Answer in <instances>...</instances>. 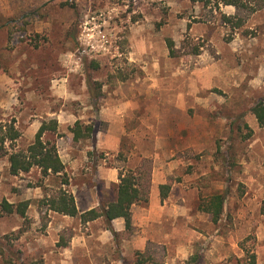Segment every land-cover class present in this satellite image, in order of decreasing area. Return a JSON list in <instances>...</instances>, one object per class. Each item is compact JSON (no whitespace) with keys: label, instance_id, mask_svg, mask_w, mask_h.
Instances as JSON below:
<instances>
[{"label":"rangeland","instance_id":"rangeland-1","mask_svg":"<svg viewBox=\"0 0 264 264\" xmlns=\"http://www.w3.org/2000/svg\"><path fill=\"white\" fill-rule=\"evenodd\" d=\"M243 1L250 7L227 0H24L9 17L0 9L10 36L0 48V124L13 122L21 132L13 149L31 144L35 121L58 115L68 124L74 115L86 124L99 120L108 139V131L119 128L114 107L131 101L119 151L98 149L92 139L72 145L66 136L72 126L64 123L57 142L73 146L64 155L67 189L93 184L99 165L134 167L141 153L152 154L154 167H175L169 198L136 207L132 237L141 249L123 246L132 237H114L104 245L88 238L86 249L73 251L76 231L97 234L107 223L81 226L78 217H53L40 200L47 188L61 187L62 178L43 177L37 167L12 175L0 150V203L30 200L29 220L0 217V264H187L196 253L201 264H264V127L249 112L264 98V0ZM225 14L243 25L233 27ZM186 39L202 42L201 54H190ZM90 75L103 82L98 112ZM101 105L112 121L100 119ZM249 128L253 134L245 137ZM226 191L215 224L199 203ZM143 208L156 216L147 238L137 224ZM21 228L26 231L17 237Z\"/></svg>","mask_w":264,"mask_h":264},{"label":"trees","instance_id":"trees-1","mask_svg":"<svg viewBox=\"0 0 264 264\" xmlns=\"http://www.w3.org/2000/svg\"><path fill=\"white\" fill-rule=\"evenodd\" d=\"M226 4L235 5L237 7H247L250 4L243 0H227ZM249 4V5H248ZM223 18L232 23L233 27H241L244 20L237 16L223 15ZM10 39V36H9ZM187 47L192 48L190 54L199 55L202 52L204 44L186 39ZM168 47L170 53L175 55V46L172 39H168ZM87 61V60H84ZM90 66L96 70L100 69L101 64L98 60H92ZM118 77L125 79L126 76L119 72ZM88 92L95 105L96 111H99V100L103 96V82H94L92 76H88ZM249 112H252L257 119L260 127H264V98L254 103ZM242 115L236 118H241ZM99 120L95 123H84L77 120L74 126L70 127L72 137L68 139L72 145L78 144L82 139H92L97 141V133L99 132ZM234 120L232 127L236 125ZM253 130L249 128V133L245 137H250ZM63 136L60 133V124L57 118L43 120L38 131L35 134L34 141L29 144L26 149H13V143L21 137V132L12 122L10 124H0V150L2 156H8L10 163V173L19 175L20 173L30 172L37 167L41 170L43 177L51 175L62 178V185L59 188H47L45 196L40 200V205L45 206L48 211H55L63 215L71 217H79L83 224L103 218L107 223L116 240L130 239L134 232V224L132 220V207L134 204L148 203L152 193L154 162L149 157H144L135 167H129L119 170V183L116 185V197L108 203L101 202L99 206L89 210L81 211L77 205L75 195L70 192L66 185L70 184V178L67 174V166L63 161L58 145L57 137ZM10 142L9 146L6 143ZM90 156L95 155V151L89 152ZM173 181L160 185L161 200H165L171 190ZM227 200L226 192H216L209 196L203 197L199 203V209L210 214L212 221L217 224L222 218ZM30 200H24L19 203H12L4 200L0 203V217L10 214H18L26 221L28 218V208ZM117 218H124L126 228L122 231H115L112 227V221ZM26 230L21 228L17 237H20ZM9 237V236H7ZM1 240V237H0ZM64 245H68L64 242ZM60 245V243L58 244ZM201 253L194 254L187 264H201ZM145 260L140 259L139 264H143ZM36 264V263H34Z\"/></svg>","mask_w":264,"mask_h":264},{"label":"crops","instance_id":"crops-1","mask_svg":"<svg viewBox=\"0 0 264 264\" xmlns=\"http://www.w3.org/2000/svg\"><path fill=\"white\" fill-rule=\"evenodd\" d=\"M23 1V2H22ZM24 3V0H0V9L3 13V17H9L11 14L20 11L21 10V4ZM7 22H1L0 21V48L4 47L8 44L9 42V34H8V29H7ZM133 107V102L128 101L123 103H120V105L114 107V119H115V124L118 123L119 128L116 130H109L108 135L106 136L108 139L104 138L105 133L99 132L97 135V147L98 149H106V148H111L113 151H119L121 147L120 140L122 139L123 134L125 133L124 125H123V120L125 119L126 116L130 114L129 109ZM134 108V107H133ZM73 116V115H72ZM57 119L59 120L60 124V129H64V123H67L65 125H70L73 126L72 122L77 121L78 119H83L82 116L76 117L74 115V121L70 122H65L66 120H63L61 116H57ZM100 119L104 121H112V118L109 116L107 110H106V105H101L100 106ZM38 121H35L32 126H30V129H34L35 132L38 131L39 127L41 124H37ZM72 123V124H71ZM122 123V124H121ZM114 124V122H113ZM65 132V131H64ZM67 133V132H65ZM36 134V133H35ZM68 137L71 136V132L68 130L67 133ZM35 139V137H34ZM34 141V140H33ZM32 141V142H33ZM31 142V143H32ZM59 153L63 159V161L66 163V160L64 159V155H69L71 152V149H73L72 145L66 144V146H61L59 145V142H57ZM152 154H144L141 153L139 155V158H144V157H151ZM72 160V161H71ZM76 160V157L70 158V161L73 163V161ZM70 162V163H71ZM71 163V164H72ZM70 164V165H71ZM138 162H135V166H137ZM134 166V167H135ZM174 166L168 165V166H158L157 164L154 167L153 170V185H152V193L150 197V202H157L161 200L160 197V185L168 182L170 179V176L174 174ZM67 170V169H66ZM119 170L120 168L115 167V166H110V167H105L103 165H99L98 170H97V176L95 182L93 184H86L82 183L80 185L74 186L72 189V192L77 201V205L81 211L89 210L94 207H97L100 205L101 202L108 203L109 201H112L116 197V185L119 183ZM55 176V175H54ZM100 179V180H99ZM104 185L105 190L104 192L100 190V184ZM49 185V184H48ZM62 185V184H61ZM72 187V185H70ZM67 188V185L65 186ZM105 193V196H104ZM169 198V196H168ZM167 199V198H166ZM166 199L164 201H166ZM162 201V200H161ZM81 203H85L86 206L81 208ZM138 204H134L132 207V217L133 220H135L136 217V207ZM150 211L151 209H145L143 208L142 211V220L140 223H137L142 227L141 229V236L144 238H147V234L149 232V225L153 220H156V216L152 218ZM51 215L53 217L55 216H64V217H70L74 218L68 215H63L55 211H50ZM79 218V217H78ZM80 220V218H79ZM99 220H104L103 218L96 219L94 221L88 222L87 224L90 225L92 223H95ZM105 221V220H104ZM81 222V220H80ZM82 226V222L80 223ZM136 225V223H135ZM112 227L115 231H122L125 229V219L124 218H117L112 221ZM79 231H76L74 234V239L71 241L72 245V250L75 251L79 248L86 249V244L87 239H96L100 244H111L115 242L114 240V235L110 229L107 227H104L98 231L97 234L89 233L91 235L86 236L83 232L81 233ZM126 244L123 246L128 247L130 249H141L142 243L139 242L137 237H132L130 240H125ZM143 248V247H142ZM120 264V263H118Z\"/></svg>","mask_w":264,"mask_h":264}]
</instances>
